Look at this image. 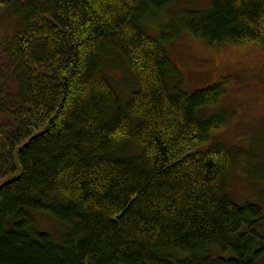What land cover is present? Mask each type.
<instances>
[{"label": "trees", "instance_id": "1", "mask_svg": "<svg viewBox=\"0 0 264 264\" xmlns=\"http://www.w3.org/2000/svg\"><path fill=\"white\" fill-rule=\"evenodd\" d=\"M174 1L0 0L26 28L0 40V181L15 157L20 173L0 188V264H264L262 210L222 193L239 151L190 153L225 125L222 89L185 93L164 50L185 34L262 46L264 0H211L162 27ZM109 53L136 81L125 104Z\"/></svg>", "mask_w": 264, "mask_h": 264}, {"label": "rangeland", "instance_id": "2", "mask_svg": "<svg viewBox=\"0 0 264 264\" xmlns=\"http://www.w3.org/2000/svg\"><path fill=\"white\" fill-rule=\"evenodd\" d=\"M210 1L175 0L164 11L160 25H168L186 11H203ZM166 19L168 21L164 22ZM25 30V23L14 6L0 9V40L23 35ZM164 50L185 93L190 95L213 86L223 92L219 106L212 112L223 114L225 125L214 132L207 143L190 153H203L213 146L239 151V159L222 181V193L238 206H258L264 217V44L211 48L185 34L164 46ZM103 70L125 104L137 88L126 64L119 55L109 53L103 60ZM167 81L170 86L175 83L170 76ZM131 149L129 152L133 153ZM34 221L36 229L58 240L60 228L52 220L39 214Z\"/></svg>", "mask_w": 264, "mask_h": 264}, {"label": "water", "instance_id": "3", "mask_svg": "<svg viewBox=\"0 0 264 264\" xmlns=\"http://www.w3.org/2000/svg\"><path fill=\"white\" fill-rule=\"evenodd\" d=\"M15 166H16V168H17L16 174H14V175H12V176H10V177L4 179V180L2 181L3 183H1V185H0V188H1L3 185L7 184V183L10 182L11 180H13V179H15L16 177L19 176L20 173H19V169H18V167H17V159H16V157H15Z\"/></svg>", "mask_w": 264, "mask_h": 264}]
</instances>
